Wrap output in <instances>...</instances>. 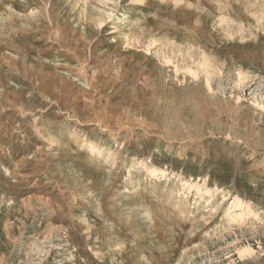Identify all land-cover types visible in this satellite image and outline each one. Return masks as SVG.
Returning a JSON list of instances; mask_svg holds the SVG:
<instances>
[{"label":"rangeland","instance_id":"374dc122","mask_svg":"<svg viewBox=\"0 0 264 264\" xmlns=\"http://www.w3.org/2000/svg\"><path fill=\"white\" fill-rule=\"evenodd\" d=\"M0 264H264V0H0Z\"/></svg>","mask_w":264,"mask_h":264},{"label":"bare ground","instance_id":"6f19581e","mask_svg":"<svg viewBox=\"0 0 264 264\" xmlns=\"http://www.w3.org/2000/svg\"><path fill=\"white\" fill-rule=\"evenodd\" d=\"M90 145H92V144H90ZM93 145H94V144H93ZM93 147H94V146H93ZM95 148H96V147H95ZM95 148H94V149H95ZM91 149H92V148H91ZM98 151H99V150H98ZM130 180H131V181H129V183H131V182L133 181L132 178H131Z\"/></svg>","mask_w":264,"mask_h":264}]
</instances>
